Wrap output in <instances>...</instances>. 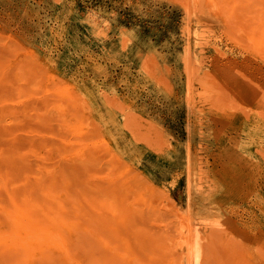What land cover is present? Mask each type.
Wrapping results in <instances>:
<instances>
[{"label":"rangeland","instance_id":"rangeland-1","mask_svg":"<svg viewBox=\"0 0 264 264\" xmlns=\"http://www.w3.org/2000/svg\"><path fill=\"white\" fill-rule=\"evenodd\" d=\"M0 39V231L39 240L1 233L0 264H264V153L219 144L264 113L212 62L264 73V0H0Z\"/></svg>","mask_w":264,"mask_h":264},{"label":"bare ground","instance_id":"bare-ground-1","mask_svg":"<svg viewBox=\"0 0 264 264\" xmlns=\"http://www.w3.org/2000/svg\"><path fill=\"white\" fill-rule=\"evenodd\" d=\"M76 11H79V15H81V16H83V18L86 20L84 23L86 24V26L89 28V30H91L92 32H95V29H96V27H99V26H104L105 28L108 26L107 25V19H109V18H111L112 17V15H110L109 13H106L105 11L104 12H102V11H100V10H95V9H84V10H76ZM78 13V12H77ZM112 19H114V16L112 17ZM124 26V25H123ZM106 30V29H105ZM109 33L110 32H108V34L106 33V32H104V35L102 36V38H103V40H105V41H107V39H108V37H109ZM121 33V31L120 30H118V29H115L114 31H113V34H114V36H118L119 34ZM14 36V35H13ZM15 37V36H14ZM5 40V39H4ZM0 41H2L1 39H0ZM7 42H8V40H7ZM4 43H5V41H4ZM4 43H2V44H4ZM10 43V42H9ZM11 43H13V42H11ZM7 44V43H6ZM5 45V44H4ZM2 47V46H1ZM151 48H153V47H150L149 49H150V51H152V49ZM3 50V49H2ZM219 51V53H218V59H217V61H214V60H212V62H213V66H214V68H213V73H214V75L216 76V78H217V80L218 81H220L221 83H223L227 88H230L231 90H232V92L235 94V95H239V97L240 98H242V101L243 102H245V104L247 105V107H249V108H254V109H256L257 110V112L258 113H260L261 114V112H263L264 113V89H262L260 86H258V85H253L250 81H249V79H248V77L247 76H256L257 75V73L259 74L258 75V77L260 78V80H262L263 78H264V73H262L260 70H257V69H253L247 62H243V61H241L240 59L239 60H237V59H235V60H233V59H231V60H229V58L227 57L228 56V54H225L223 51H221V50H218ZM15 52V51H14ZM5 53H7V52H5ZM18 53H20V51L18 52ZM204 53V52H203ZM15 54V53H14ZM219 56L220 57H222L223 58V60L222 61H220L219 60ZM10 57V56H9ZM224 60H227V61H224ZM3 62V61H2ZM159 62V61H158ZM243 62V63H242ZM233 65H235L236 67H234ZM239 68V69H238ZM15 69V68H14ZM6 70H8L7 68H6ZM1 72V71H0ZM3 72V71H2ZM5 72V71H4ZM42 72V71H41ZM20 73V72H19ZM8 74V73H7ZM1 76H2V74H1ZM0 76V77H1ZM8 80H9V78H8ZM211 82V81H210ZM2 86V85H1ZM217 86V85H216ZM218 87V86H217ZM208 91H210V90H208ZM211 92H212V90H211ZM78 94V93H77ZM188 94V93H187ZM85 96L87 97V98H89L86 94H85ZM107 96V95H106ZM236 97V96H235ZM5 101V100H4ZM249 105V106H248ZM113 107H114V105H113ZM233 107V106H232ZM246 114V113H245ZM259 114V115H260ZM42 116V115H41ZM181 125V124H180ZM150 128V127H149ZM152 128V127H151ZM154 128V127H153ZM76 130V129H75ZM147 130H148V127H147ZM150 130V129H149ZM183 132V131H182ZM37 134H39V133H37ZM183 134V133H182ZM191 134V133H190ZM246 135H247V137H248V139L249 140H247V138L245 139V138H243V136L242 137H238V136H224V137H222L221 136V138L219 139V144H220V149H221V151H224V153H226V154H228V155H231V156H241L242 154H244L245 152H247L248 150H249V147H250V150H251V155H252V153H254V158H256V159H258L259 157H261L260 155H262V153H264V138H258V137H254L253 138V135L251 134V133H246ZM37 136V135H36ZM82 138H84V134H83V137ZM82 138H81V140H82ZM17 145V144H16ZM6 149V148H5ZM12 153V152H11ZM16 153V152H15ZM6 154H4V156H5ZM15 155V154H14ZM2 156V155H1ZM9 156H10V154H9ZM9 156H7V157H9ZM13 156V155H12ZM15 156H17V155H15ZM14 157V156H13ZM2 158H4L5 159V157H2ZM12 158V157H11ZM19 158V157H18ZM0 159H1V157H0ZM8 159V158H7ZM9 159H10V157H9ZM13 159V158H12ZM11 159V160H12ZM252 159H253V157H250V161H252ZM14 160V159H13ZM3 161V160H2ZM1 162V161H0ZM8 162H10V160L8 161ZM12 163H14V162H12ZM9 164V163H8ZM13 165V164H12ZM251 165H253L254 166V169H256V166H257V163L255 162V160H253L252 162H251ZM123 166V165H122ZM2 168V167H1ZM11 168V167H10ZM120 168H121V166H120ZM7 169V168H6ZM79 169V168H78ZM3 170V169H2ZM9 170V169H8ZM121 170H122V168H121ZM7 171V170H6ZM17 171H19V170H17ZM55 171V170H54ZM87 171V170H86ZM17 173V172H16ZM23 173V172H22ZM21 177H23L22 175H21ZM20 177V178H21ZM190 177V176H189ZM23 178H25V177H23ZM24 180V179H23ZM39 182V181H38ZM5 184V183H4ZM3 184V185H4ZM2 185V186H3ZM90 185H92V184H90ZM7 186V185H6ZM6 186H5V188H6ZM38 186V185H37ZM40 186V185H39ZM39 186H38V188H39ZM82 186V185H81ZM201 186V185H200ZM82 187H85V186H82ZM90 187L91 186H89V188L88 189H90ZM1 188V187H0ZM95 188V187H94ZM201 188V187H200ZM31 191H33V190H31ZM91 191H92V188H91ZM97 191H99L98 189H97ZM103 191H105L104 189H103ZM107 191V190H106ZM101 192H102V190H101ZM82 193V192H81ZM87 194H89V192L87 191L86 192ZM103 193V192H102ZM106 193V192H105ZM90 194H91V192H90ZM100 194V193H99ZM83 195H85V194H83ZM93 195V194H92ZM11 196H13L12 195V193H11ZM46 196V195H45ZM82 196V195H81ZM21 197H22V195H21ZM73 197V196H72ZM83 197V196H82ZM85 197H87V196H85ZM6 198H8V197H6ZM70 198V197H69ZM91 198V197H90ZM11 199V198H10ZM71 199V198H70ZM77 199V198H76ZM8 200V199H7ZM73 200V199H72ZM10 201H12V200H10ZM61 201V200H60ZM59 201V202H60ZM70 201V200H69ZM76 201V200H75ZM95 201V200H94ZM69 203V202H68ZM71 203H73V202H71ZM76 204V203H75ZM13 205V204H12ZM58 205V204H57ZM65 205V204H64ZM63 205V206H64ZM74 205V204H73ZM65 206H67V203H66V205ZM70 206H72V205H70ZM5 207V206H4ZM76 207V206H75ZM74 207V208H75ZM12 208V207H11ZM17 208V207H16ZM58 208H59V206H58ZM65 208V207H64ZM63 208V209H64ZM70 208H72V207H70ZM79 208V207H78ZM6 209V208H5ZM56 209V208H55ZM69 208H67V211H69L70 212V215H71V210H68ZM80 209V208H79ZM13 210V209H12ZM16 210H18V209H16ZM60 211H64V210H61V209H59ZM58 210V211H59ZM9 211V210H8ZM11 211V210H10ZM59 211V212H60ZM79 211V210H78ZM186 211V210H185ZM4 212V211H3ZM7 212V211H6ZM14 212H16V211H14ZM64 212H66V211H64ZM68 212V213H69ZM73 212H74V210H73ZM75 212H77V211H75ZM1 213H2V211H1ZM62 213V212H61ZM61 213H59V214H61ZM7 214V213H6ZM19 214V213H18ZM17 214V215H18ZM58 214V215H59ZM63 214V213H62ZM5 215V214H4ZM8 215V214H7ZM9 215H10V213H9ZM16 215V216H17ZM80 215V214H79ZM96 215V214H95ZM11 216V215H10ZM63 216V218H64V216H65V214L64 215H62ZM66 216L68 217L69 216V214L67 215L66 214ZM71 216H73V215H71ZM71 216H70V218H71ZM180 216H182V215H180ZM13 217V216H12ZM79 217V216H78ZM99 217V216H98ZM2 217H0V219H1ZM9 218V217H8ZM14 218H15V216H14ZM48 218V217H47ZM50 218V217H49ZM57 218V217H56ZM76 218V217H75ZM3 219V218H2ZM1 219V220H2ZM13 219V218H12ZM20 219V218H19ZM19 219H17L16 221H13L12 220V225H13V227L14 228H10V229H7L6 228V230H2V231H0V234L1 233H3L4 235H5V232H6V234L7 235H5V236H8L9 234L7 233V231L8 232H12L13 233V231H14V229L16 230L13 234L16 236V238L17 239H19V240H21V244H20V241H18V243L21 245L20 247H22V246H24V249H25V251H27L28 249L26 248V247H28L29 245H34V244H36L37 242H35V241H32L31 239H33L34 238V236H33V238H29L30 236H32L31 234H30V236H28V238H29V240H31V242L30 243H28L29 242V240H28V242H27V239L25 240V237L27 238V235L25 236H20L19 235V233H18V231H20V229L19 228H21L20 226V222H19ZM53 219H54V217H53ZM58 219V218H57ZM69 219V218H68ZM72 219H74V217H72L70 220H67V218L65 219V220H67L68 222H72ZM5 220V219H4ZM15 220V219H14ZM45 220V219H44ZM48 220H50V219H48ZM64 219H61V222L63 221ZM64 220V221H65ZM75 220V219H74ZM9 221V220H8ZM55 221V220H54ZM59 221H60V219H59ZM67 221L65 222L66 224H67ZM10 222V221H9ZM46 222V221H45ZM79 222V221H78ZM11 223V222H10ZM24 223V222H23ZM49 223V222H48ZM72 223H75V221L74 222H72ZM208 223V222H207ZM51 225L53 224V226H57V228H58V226H59V224H57V225H54V223H50ZM49 224V225H50ZM76 224H77V221H76ZM204 224V223H203ZM22 225H24V224H22ZM45 226H47V224H44ZM51 225H50V227H51ZM215 225V224H214ZM219 225V224H218ZM52 226V227H53ZM69 227H71V226H69ZM79 227V226H78ZM198 227V226H197ZM28 228V227H27ZM31 228V227H30ZM54 228V227H53ZM59 228H61L62 229V227H59ZM73 228H74V226H73ZM76 228V227H75ZM181 228V227H180ZM196 228V227H195ZM213 229L212 230H216V231H218L216 228H221V227H217V224H216V227L214 228V227H212ZM49 229V228H48ZM67 229V228H66ZM182 229V228H181ZM26 230V229H25ZM32 230V229H31ZM50 230V229H49ZM52 230V229H51ZM68 230V229H67ZM211 230V231H212ZM79 231V230H78ZM220 231V230H219ZM66 232V231H65ZM69 232V231H68ZM184 232V231H183ZM182 232V233H183ZM205 232V231H204ZM24 233H25V231H24ZM29 233V232H28ZM225 233V232H224ZM35 234H37V232L35 233ZM79 234V233H78ZM226 234V233H225ZM182 235V234H181ZM201 235V234H200ZM196 236H199V233L197 232V234H196ZM13 237V236H12ZM11 237V238H12ZM76 237H77V233H76ZM181 237V236H180ZM231 237V236H230ZM229 237V238H230ZM228 238V239H229ZM36 239V238H35ZM181 239V238H180ZM231 239H232V237H231ZM11 240V239H10ZM14 241V240H13ZM227 242V241H226ZM16 243V242H15ZM40 243V242H39ZM19 244H17V245H19ZM180 245H181V243H179ZM225 245H227V244H225ZM26 246V247H25ZM228 246V245H227ZM29 247H32V246H29ZM34 248H36V247H34ZM33 248V249H34ZM183 248V247H182ZM23 249V250H24ZM38 249V248H37ZM258 250H259V248H257ZM24 251V252H25ZM25 253H27V252H25ZM27 256H29V255H27ZM186 259V261L188 262V263H191V264H199V260H198V255H195V254H192V256L191 257H188V256H182V261L184 262V260ZM186 262V263H187Z\"/></svg>","mask_w":264,"mask_h":264}]
</instances>
